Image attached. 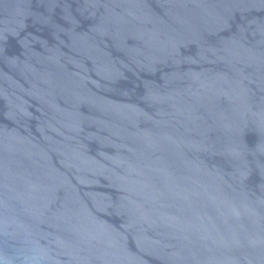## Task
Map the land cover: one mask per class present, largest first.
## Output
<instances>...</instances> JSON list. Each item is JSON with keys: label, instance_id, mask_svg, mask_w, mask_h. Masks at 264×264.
<instances>
[{"label": "water", "instance_id": "water-1", "mask_svg": "<svg viewBox=\"0 0 264 264\" xmlns=\"http://www.w3.org/2000/svg\"><path fill=\"white\" fill-rule=\"evenodd\" d=\"M0 264H264V0H0Z\"/></svg>", "mask_w": 264, "mask_h": 264}]
</instances>
